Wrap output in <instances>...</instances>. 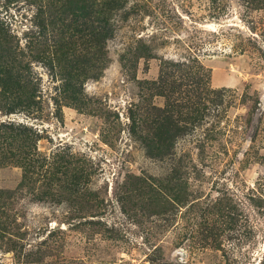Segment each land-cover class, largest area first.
<instances>
[{
  "label": "rangeland",
  "instance_id": "obj_1",
  "mask_svg": "<svg viewBox=\"0 0 264 264\" xmlns=\"http://www.w3.org/2000/svg\"><path fill=\"white\" fill-rule=\"evenodd\" d=\"M0 264H264V0H0Z\"/></svg>",
  "mask_w": 264,
  "mask_h": 264
},
{
  "label": "trees",
  "instance_id": "obj_2",
  "mask_svg": "<svg viewBox=\"0 0 264 264\" xmlns=\"http://www.w3.org/2000/svg\"><path fill=\"white\" fill-rule=\"evenodd\" d=\"M92 36H95V37H91V42H89V44H95L96 46H98L100 44V39L101 38H98L97 35L98 33H91ZM13 60L14 62H17V57H13Z\"/></svg>",
  "mask_w": 264,
  "mask_h": 264
}]
</instances>
